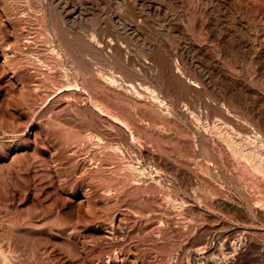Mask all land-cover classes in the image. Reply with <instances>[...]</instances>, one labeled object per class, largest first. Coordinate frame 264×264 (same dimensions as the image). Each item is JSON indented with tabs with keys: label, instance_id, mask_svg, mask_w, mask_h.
I'll return each mask as SVG.
<instances>
[{
	"label": "rangeland",
	"instance_id": "obj_1",
	"mask_svg": "<svg viewBox=\"0 0 264 264\" xmlns=\"http://www.w3.org/2000/svg\"><path fill=\"white\" fill-rule=\"evenodd\" d=\"M58 1L0 0V264H264V0Z\"/></svg>",
	"mask_w": 264,
	"mask_h": 264
},
{
	"label": "bare ground",
	"instance_id": "obj_2",
	"mask_svg": "<svg viewBox=\"0 0 264 264\" xmlns=\"http://www.w3.org/2000/svg\"><path fill=\"white\" fill-rule=\"evenodd\" d=\"M60 2V0L58 1ZM65 4L67 5V12L73 17V13L76 11V6L71 4L68 1H65ZM150 5V4H149ZM150 9H152L153 11L158 12L159 10V6L156 4H151ZM155 12V13H156ZM60 16V15H59ZM61 17V16H60ZM62 18V17H61ZM69 20V19H68ZM71 20V19H70ZM63 26V25H62ZM62 28V27H61ZM60 31V30H59ZM65 31V29H64ZM63 34V33H62ZM80 36V35H79ZM87 36V35H86ZM90 41L91 42H96L97 44H99L100 46L104 45V44H108L109 46H111L112 49H117L119 50L120 48L117 46L116 42L113 41L112 39H99L96 37V35L94 33H91V37H90ZM115 42V43H114ZM85 44V43H83ZM81 45V44H80ZM87 45V44H86ZM105 45V46H106ZM88 46V45H87ZM186 48L187 49H191L193 50V48L195 49V45L192 41H189L186 43ZM105 48V47H104ZM96 49V48H95ZM121 50V49H120ZM123 50V49H122ZM100 71V70H99ZM68 73V72H67ZM101 74V73H100ZM106 78L111 79H116L114 78V76L112 74H107ZM117 81V80H116ZM131 81V80H130ZM128 81V84L130 86L135 87L136 84L133 83L132 81L130 82ZM76 85V84H75ZM141 85V84H140ZM143 88L147 89L149 91V93L151 94L152 98H155V100L157 99L158 101L162 102L163 99L160 97V95L157 93L156 89H154L152 86L150 85H142ZM142 88V87H141ZM134 89V88H133ZM138 88L135 87V91ZM138 91V90H137ZM140 91V90H139ZM138 91V92H139ZM146 91V90H145ZM148 93V94H149ZM154 101V100H153ZM192 111V110H191ZM193 112V111H192ZM201 116V115H200ZM196 117V116H195ZM223 122V121H222ZM218 123V122H217ZM217 123H213L216 127H217ZM223 125V124H222ZM224 126V125H223ZM219 127V126H218ZM217 127V128H218ZM226 127L227 124H226ZM234 129V128H233ZM228 130V129H227ZM222 131V130H221ZM229 131V130H228ZM227 132V131H226ZM223 133V132H222ZM224 134V133H223ZM227 138H225L229 145L233 148L234 151H236L241 157H243L246 160V163L244 165L246 166V169L249 170L251 173H261L262 175H264V143L259 139H257V136H252L250 134L244 133V134H240L239 136H232L230 133H226ZM248 173V171H247ZM256 175V174H255ZM253 175V176H255ZM255 178V177H254ZM264 178V177H263Z\"/></svg>",
	"mask_w": 264,
	"mask_h": 264
}]
</instances>
